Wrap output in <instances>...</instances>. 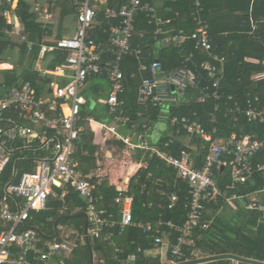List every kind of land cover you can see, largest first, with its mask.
Segmentation results:
<instances>
[{
  "label": "built area",
  "instance_id": "1",
  "mask_svg": "<svg viewBox=\"0 0 264 264\" xmlns=\"http://www.w3.org/2000/svg\"><path fill=\"white\" fill-rule=\"evenodd\" d=\"M109 1L70 0L76 18L74 36L50 45L40 44L38 61L31 71H36L42 80L36 82L37 87L30 81L23 82L19 78L13 81L0 73V264H67L87 242H111L132 227L151 241L152 250L147 256L160 262L184 264L204 258L196 250L195 238L210 228L212 221L206 217L210 207L222 202L235 208L234 202L244 199L236 188L254 171L252 158L264 151V136L259 139L253 135L237 137L233 134L214 138L216 129L211 128L214 119L206 128L193 117L172 114L173 109L191 102V96H185L189 90L199 95L200 104L210 99L219 102L223 96L219 87L227 59L215 52L217 47L211 41L209 27L201 18L200 0H194L189 15L195 30L190 35L179 30L173 36H168L172 30L160 28L172 20L163 19L155 6L143 0H115L121 5L114 9ZM15 3L16 0H0V35L9 37L11 42L14 39L17 45L24 43L30 52L33 44L28 42L21 24L11 12L16 8ZM34 11L40 15L39 22L43 25L53 22L54 15L48 9L42 11L36 4ZM101 13L103 18H100ZM141 14L149 26L156 28L154 41L166 47L192 40L195 50L205 53L211 62L201 63L202 73L197 74L189 66L191 55L182 58L181 65L171 72L164 70L157 59L150 60V53L144 61L141 46H132L137 17ZM94 31L98 36L93 35ZM139 34L143 39V33ZM101 35L106 38L100 40ZM56 51L67 53L64 62L51 70L41 69L40 59ZM106 53L111 54L109 60L105 59ZM129 55L136 60L140 78L135 123L125 115L121 99L127 89L121 64ZM205 77L207 83L203 84ZM94 78H104L109 83L106 96L98 98L95 105L105 108L111 121L97 122L84 112L87 100L83 91ZM263 78L256 76L255 80ZM227 100L233 104L226 107V115L243 114L249 122L264 124V108L260 107L257 95H247L244 110L232 97ZM214 110H218V106ZM157 114L168 118L171 131L165 140L152 142L148 139L149 122ZM84 123L89 125L96 147L94 166L88 171L82 167V153H78ZM122 127L131 135L120 133ZM176 140H179L177 154L173 147ZM136 153L141 154L140 157L137 158ZM154 160L176 172L173 183L179 181L187 187L183 225L164 217L165 212L174 210L180 202L179 189L174 190V185L170 191L157 189L156 197L151 198L148 186L141 184V194L144 191L149 198L142 208L156 209L158 214L155 220L136 222L134 219L135 198L130 185L137 181L141 170L147 169L148 162ZM16 164L22 165L20 175ZM9 166L10 173L3 179ZM224 167L229 168L230 183L222 191L215 171ZM258 170L264 168L258 166ZM148 178L154 184L158 182L152 173ZM104 181L117 192L111 210L99 208L105 197L96 195V191ZM55 190L73 191L84 198L86 217L82 230L59 227L53 236H46L31 226L34 215L48 209ZM261 202L257 197H250L246 209L264 216ZM66 211L68 208L63 207L59 215ZM170 233L176 235L175 244L170 243ZM112 248L116 264H135L144 254L140 247L132 244L125 252L126 258L121 260L124 251L114 244ZM98 262L107 263L103 258Z\"/></svg>",
  "mask_w": 264,
  "mask_h": 264
},
{
  "label": "trees",
  "instance_id": "2",
  "mask_svg": "<svg viewBox=\"0 0 264 264\" xmlns=\"http://www.w3.org/2000/svg\"><path fill=\"white\" fill-rule=\"evenodd\" d=\"M143 1L153 5H156L157 2L165 1V4L162 7L163 10H160V8H158L160 16H162L163 19H171L172 22H175L174 26L176 28V31L183 30L186 35H190L194 31L195 27L189 17L194 0H175L174 2H172V0ZM257 1L258 0H254V4L251 7L252 9L254 8V5ZM205 14L206 13H204V15ZM23 21L26 24V30L31 33V40H34L37 37H41L42 32L39 29V25L35 24L34 19L30 18L29 15L25 14L23 16ZM136 27L137 31L135 34L136 38L134 40V44H139L141 46L143 54L146 55L148 51L152 52L151 49L154 48L155 43L153 39V33L155 31V28L147 24L146 17L142 14L138 15L137 17ZM214 28L215 27L211 25L210 22V37H212L214 42H219L221 44L220 38L218 37L220 31H217L219 29ZM140 32L143 33V39H140ZM173 35H175V33ZM251 37L247 35V32L243 35H239V37L236 38L244 39L245 41H239L238 47H236L235 44V46L227 52H225V50L222 48L223 46L219 45L221 52L225 53L226 57H229L227 58V64L229 65L226 70L225 78L221 81L219 87V93L223 95L222 100L217 102L213 99H210L205 102L204 105L193 104L190 106L187 103L176 110H172L173 115L181 116L196 113L197 119L206 128L210 127L209 121L211 119H214V122L211 127L216 129V133L213 136L214 138L230 137L233 134L237 137L253 135L259 139L263 138L264 124H261L259 122H249L243 114L238 115L235 113H231L226 115L225 108V104H228L230 107H232L233 101L230 102L227 100L228 97H232V99L237 102L239 108L241 110H244L246 107L247 95H257L260 99V107L264 108V80L257 81L253 80L251 77L254 71L259 70L260 68L255 65L245 63L243 61L245 56L254 57L260 60V62H263L264 60V41L260 38H258L257 40L254 39V37ZM13 49V45L8 42H3L0 39V62H10L11 57H8L7 53L12 52ZM34 52L35 53L33 55L36 56L37 48ZM18 53L20 55L19 65H22L26 56L25 48L20 47ZM154 55L155 54L152 55V59H157L161 63L163 69L168 72L177 69L181 65L182 58H184L185 56H192L191 64L189 65L190 67L195 65L197 68H199L200 64L206 61L205 55L199 50H195L194 41L192 40H187L182 45H176L175 43H171L169 46L162 49L158 55ZM57 57H59V59L56 62L59 63L62 60V57L60 55ZM33 59V56L30 57L31 61H33ZM127 61L135 62L132 57H128ZM136 67V64L130 63V67L128 68L129 70L126 71V80L128 82V85L127 91L123 97L124 109L126 113L125 115L129 117L132 121L137 120V107L135 105L137 82L135 80H130L128 76L130 75L131 71H135ZM13 71L15 72V70ZM13 71H8L6 72L7 74H5L8 78L12 79L13 81H16L18 77ZM20 79H22L23 82L30 81L33 86L37 87V84L35 82V75H31V73L27 71H24L21 74ZM206 80L207 79L205 77V80L202 83H207ZM188 94L192 95L193 92L189 90L185 93V96ZM215 106H218V110L216 111L214 110ZM82 138L83 142L85 143L86 149L88 150L90 155V157H88L86 161L91 164V156L94 153L95 148L91 146V143L89 144V142L91 141L90 135L89 133H87V131H85ZM251 164L254 171L245 180L244 183L238 185L236 188L237 193L240 195H249L254 192L264 191V170H258V166L264 168V151L256 154L252 158ZM21 167V164H16V170L18 172V175L22 173ZM153 167H155V165H150L145 171L139 172V174L136 176L137 181H133L130 185L131 193H134L136 195V200L134 204V219L136 221H138L139 218L147 217V215H149V213L145 209L141 210V204L147 200V197L145 196V193L141 196L138 195V192L142 183L154 185V183H152V180L148 178L149 173H153ZM10 170L11 167L9 166L3 178L9 175ZM153 175L156 178L164 177L165 181L168 184V188L164 190H172L173 181L168 182L167 179H169V181L173 179V173L169 174V172L163 170V172H157L156 175ZM219 176L220 172H217L215 179L218 182L220 189L224 191L226 184L230 183L229 177L221 178ZM174 184L176 185V188L173 189H179L180 196V202L177 207L176 216L177 220L179 219L178 221H180V223H183V221H185L183 201L187 192V188L181 183L176 182ZM96 194H102L105 197V202H102L101 204L103 208H108V206H110L111 204L113 206L112 201L117 195V192L115 188L109 187L104 182L101 186H99ZM71 195L72 194L69 193L65 197V202H67L70 197H73L77 200L76 197ZM262 200V202L264 203V193L262 196ZM49 202L50 207H52L54 210L50 212L41 213L36 217L37 221L42 223L46 221L48 228H52V225L56 220H60L59 223L62 224L75 223L74 225H78V223L76 222L77 220L75 219L61 220V217H57L56 210L61 207V202L63 201L50 197ZM261 215L262 214L258 212L251 210L248 211L242 208L240 209V211L235 212L231 208L226 207L221 212V214L214 219V222L211 224L210 228L204 232H201L200 234H198L199 237L195 238L196 250L199 251V254L201 256L205 257L216 256L221 254H233L243 258L264 262V218L261 219ZM166 216V219L168 220L173 219L171 217V214H168V212ZM50 218L53 219V222L48 223L47 221ZM143 238L145 237L139 231L135 229H129L124 239L123 246L124 248H127L128 243H130L131 241H135L136 245L139 244L143 248H148V243L145 240L143 242ZM90 246L93 250L97 252L104 250L102 252L103 256L107 260L106 264H115L112 263L110 259L112 256L109 255V253H107L104 249L106 245L103 244L100 240L92 241L90 243ZM128 249L129 247L126 250L128 251ZM88 262V249L83 248L75 252L71 262H68V264H88ZM136 264L157 263L151 260H143L142 258H139V261H137ZM209 264H231V261H215Z\"/></svg>",
  "mask_w": 264,
  "mask_h": 264
},
{
  "label": "crops",
  "instance_id": "3",
  "mask_svg": "<svg viewBox=\"0 0 264 264\" xmlns=\"http://www.w3.org/2000/svg\"><path fill=\"white\" fill-rule=\"evenodd\" d=\"M79 1L81 3L84 2V0H79ZM172 2H174V1L172 0ZM200 2H201V6H202L201 18L207 24V26L209 27V32H210V22H211V25H213L216 29H219L217 31H220L219 34H218V37L220 38L221 44L219 42H217L218 43L217 44L216 42L213 41L212 37H210L212 43L217 47V49L215 50V52L217 54L224 55L226 57L225 53L221 52L219 45L223 46L222 48L225 50V52H227L232 47H234L235 44H236V47H238L239 46L238 45L239 41H243L244 42L245 40L244 39H239V38H236V37H239V35H243L246 32H247L248 36H250V37L252 36V37H254V39H257V40H258V38H260V39H262L264 41V0H258L255 3L253 9L251 7L254 4V0H200ZM36 4H39L40 9L42 11L48 9L50 12H52V14L54 15L53 22L47 23V25H43L42 23L39 22L40 15L34 11V8H35ZM164 4H165V1L157 2L156 5H153V4H151V5L155 6L156 10L158 12V8H160V10H163L162 7H163ZM120 5H121L120 1H115V0H110L109 1V6L114 8V9L119 8ZM15 6H16V8L11 10V12H12V14H14L16 16L18 22L21 24L22 29H23L24 33L26 34V36H27L28 42L33 44V49H32V51L29 52L27 47H26V45L24 43L17 45V41H15L14 39H13V42H11L8 39L9 37L4 36V35H0V39L3 42H8V43H10L11 45L14 46V49H13L12 52H16L17 53V55H16V53L12 55V52H10V54L7 53L8 57H11L12 59H14V58L17 59V64H13L12 60L10 62H1V63H11L13 66H15V69L12 67V70L9 69V70H5V71H0V73L1 74H5L6 72L13 71V69H14L15 70V75L20 79V76H21V74L24 71H27V72L31 73L32 69L34 68L35 62L38 61L40 44H48V45H50V44H53V42L56 41V40H60L62 38H71V37L74 36L75 30H76V18H75V15H74L70 0H16ZM204 13H206L205 15L207 17L204 15ZM25 14L29 15L30 18L34 19L35 20V24L39 25V29L42 32L41 37H37L34 40H31V33L26 30V24L23 21V16ZM158 14H159V12H158ZM100 18H103V14L102 13L100 14ZM174 24H175V22H171L170 24L162 25L160 28L163 29V30H172V31L169 32L170 34L168 35V36H172L174 33L177 34V32H178V30L176 31V28H175ZM4 25H5V22H4ZM1 26H3V22L1 24ZM151 27H153V26H151ZM103 29H105V27ZM155 30H156V28H155ZM96 32H98V30H96ZM96 32L94 31V33H93L94 36H98ZM101 32H102V30H100V34H101ZM105 38H106L105 35H101V39L100 40H104ZM135 38H136V35H135ZM135 38H134V40H135ZM98 40H99V37H98ZM154 43H155L154 44V48L151 49L152 52L148 51V53H150V60L153 58V56H152L153 54L158 55L160 53V51L165 48L161 44L157 43L156 41H154ZM136 45L137 44H134V41H133L132 46L134 47ZM20 47L21 48L24 47L25 50H26V56L24 58V61H23L22 65H19L20 55H19L18 52L20 50ZM36 48H37V54H36V56H34L33 54L35 53L34 51H35ZM200 52L203 53L202 51H200ZM147 54L146 55L144 54V61H145V58L147 57ZM203 54L206 57V61L211 62L210 59L207 57V55L205 53H203ZM59 55L62 57V60L59 63H63L65 58H66V56H67V53L56 51V52H52L50 54H46L42 59H40V65H41L40 68L41 69H45V70H51V69L55 68V66L57 64H59V63L56 62L59 59V57H57ZM32 56L34 58L33 61L30 60V57H32ZM128 57H132L133 60H135L133 55H129V56H127L124 59V61L122 62L121 66H122L123 72L125 74V77L127 78L126 71L129 70L128 68L130 67V63L136 64L137 67H136L135 71H131L130 75L128 76V78L130 80H135L137 82V90H138V86H139V83H140V78L138 76V65H137V63H135L136 60H135V62L134 61L133 62L127 61ZM110 58H111V54L106 53L105 59L109 60ZM227 58H229V57H226V59ZM243 61L245 63L251 64V65H255V66L260 68L259 70L254 71L253 75L251 76L253 80H255L256 76H263L264 77V60H263V62H260V60L254 58V57L245 56ZM227 62H228V59H227ZM227 62L222 68L223 69V72H222L223 75H222L221 81L225 78L226 70H227V67L229 65V64H227ZM192 70H194L197 74L202 73L201 70L199 68H197L195 65L192 66ZM31 75H33V76L35 75V82H38V81L41 82L42 81L40 76L38 75V73L36 71L32 72ZM132 75H133V78H131ZM20 80H22V79H20ZM262 80H264V78ZM259 81H261V80H259ZM127 85H128V82L126 80V87H127ZM108 88H109V83L104 78H94V79H92L91 81L88 82V84L86 85V87H85V89L83 91V95H84V97L86 96L85 99L87 100V103L84 106L85 114H86V111H87L86 107L88 105L89 106L92 105L90 107L91 109H93L92 107L99 106L98 104L95 105V101L98 98L105 97L107 92H108ZM137 90H136V99H137ZM126 91H127V89H126ZM124 95L121 97L122 100H123ZM188 95L191 96L190 98H192L191 102L188 105L191 106L193 104H196V105L197 104H199V105H204L205 104V103L204 104H200V103L197 102V100L199 98V95L197 93L193 92L192 95H190V94H188ZM135 103H136V101H135ZM183 105H181L180 107H182ZM227 106H229V105L225 104V108ZM136 107H137V105H136ZM180 107H178V108H180ZM178 108H175L173 110H176ZM103 109H105V108H103ZM137 112H138V108H137ZM100 114L103 115L105 118H107V116H108V118L112 119L108 115L106 109H105V112L103 110V112L100 113ZM106 114H107V116H106ZM87 116L95 120L94 116H89V115H87ZM165 116H168V115L165 114ZM181 116L193 117L194 119H196L200 123V121L197 119L196 113H193L191 115H181ZM137 120H138V118H137ZM136 121H132L131 120V122H134V123ZM159 122H165L166 125L163 126V127H158ZM149 124H150V131L148 132V139L150 141H152V142H155V141H157L159 139L161 141L165 140L167 138L168 133L171 131V127L169 126V123H168V118H165L164 116H160L159 114L154 115L153 118L151 119V123L149 122ZM201 125H203V124H201ZM85 131H87V133H89L90 141H91V144L93 146V133L90 131V127H89V125L87 123L83 124V134L85 133ZM119 131H120V133H122L124 135H131L130 131H128L127 128H123L122 127V128L119 129ZM83 134H82V136H83ZM93 147L96 150V147L95 146H93ZM173 147H174L175 153L177 154L178 150H179V140L175 141V144H174ZM78 153L79 154L82 153V155H80V157H81V161H82V167L84 168V170L85 171L90 170L94 166V159H93V154L94 153L91 156L92 163L89 164V162H87L86 160H87L88 157H90V155H89L88 150L86 149L85 143L83 142V138H81V141L79 143ZM140 155L141 154L136 153V157L137 158L140 157ZM150 165H155V167H153V169H152L153 173L152 172H150V173L156 175L157 172L160 173V172H163V170H164V171L169 172V174L173 173V179H171L170 181H169V179H167L168 182H171L172 180L175 179L176 172L174 170H170V169L164 168L163 165L160 164L157 160L148 162L147 168ZM145 170L146 169H143L140 172L145 171ZM217 172H220V176L219 177H221V178L222 177L223 178H225V177L228 178L229 177V182H230L229 168L224 167V168H220L219 170H216L215 171V178H216V173ZM154 178L158 179V182L156 184H154V185L153 184H148V183L147 184L146 183H142V184H146L148 186L147 191L151 193V198H155L156 197L155 196V192H156L157 189L164 190V189L168 188V184L165 181L164 177H157V178L154 177ZM104 182L108 185L107 181H104ZM176 182L180 183L179 181H176ZM161 183H164L165 185L162 186ZM228 184H226V186ZM172 185L176 186L174 183ZM141 191L142 190H141V187H140L139 188V192H138V195H140V196L144 195V191H143V194H141ZM54 193H55V197L52 196L53 198H56V199H59V200L63 201V202H61L62 203L61 207L56 210L57 217H61L60 218L61 220H74L75 219V220H77L76 222L78 223V225H74L75 223L74 224H71V223L62 224V223H59L60 220H56L53 223V225H52L53 233L48 235V236H53L57 232L59 227H70V228H75V229H78V230H82L84 228V226H85V218L83 216H81L82 214H84V211H85V206H86L85 200L82 201L80 199V197L73 191H68L67 192V191H64V190H58V191L55 190ZM69 193H71L74 197H76L77 200L75 198H73V197H70V199L67 202H65V197ZM131 194L134 196V198L136 200V195L134 193H131ZM230 194H231V192H230ZM230 194H226V195H230ZM96 195H102V194H96ZM145 196L147 197L146 193H145ZM243 196H244V199L236 200L234 202V205L236 206L235 208H233L231 206H228V205H225V204H222V202H219L218 205L211 206L209 211H208V213H207V215H206L207 219L212 221V223H213L214 219L217 216H219L221 214V212L226 207L231 208L235 212L240 211L241 208L245 209V210H248V209H246V206H247V203H248V200L250 199V197H257V198H259V200L263 201L262 200L263 193L261 191L254 192V193L249 194V195H243ZM148 199L149 198L147 197V200ZM261 203H263V202H261ZM49 204H50V202H48V209L46 211H44V212H50V211L54 210L52 207H50ZM134 204H135V202H134ZM142 204H141V207H142ZM63 207H67L68 211H66L64 215H59V210L62 209ZM177 207L174 210H172V211H167L168 214H171V217L173 218L172 220L166 219L167 212H165L164 217H165V220L171 221V222H173V223H175V224L180 226V225H183L185 221H183V223H180V221H178L179 219L177 220V216H176ZM99 208L100 209H104L102 204L99 205ZM112 208H113V206L111 204L110 206H108V208H105V209H108V210L110 209L111 210ZM141 210H144V209L141 208ZM146 211L149 213V215H147V217L139 218L138 221H150V220H155L156 219V216L158 214L156 209H154L152 211H148V210H146ZM248 211H250V210H248ZM44 212H41V213H44ZM255 212H257V211H255ZM41 213H38V214L34 215L33 223H31V226L32 227H36L39 232H41L39 226H41L43 223L37 221L36 217L38 215H40ZM258 213H260V212H258ZM134 214H135V210H134ZM260 214H262V213H260ZM261 216H262L261 219H263L264 216L263 215H261ZM185 219H186V214H185ZM261 219H260V221H261ZM47 222L51 223V222H53V219L50 218V219H48ZM129 229H135V230L140 232V230H138L136 228H133V227L129 228ZM127 231L121 237H117L116 238V236H115V238L111 242H103V241L100 240L103 244L106 245V247H104L106 252L109 253V255L112 256L110 258V259H112L111 260L112 263L114 262L113 261L114 251H113V248H112V244L117 245L121 250L124 251V254L120 256L121 260H124L126 258V253H125L127 251L126 249L132 244L136 245L135 241H131L130 243L127 244V248H124L123 244H124V239L126 237ZM41 233H43V232H41ZM43 235H45V234L43 233ZM175 238H176L175 234H173V233L169 234V239H170V243L171 244H175ZM144 240L147 241L148 248H143L139 244L136 245L137 247H140L144 251V254H141L138 257L137 261H139V258H142L143 260H151V261L156 262L157 264H162L163 262H160L159 260H156V259L152 258L151 256H147V255L150 254V252L152 250L151 241L146 239V237L143 238V242H144ZM83 248H87L88 249L87 243L82 248H80L79 250H81ZM90 248H91V246H90ZM91 251H92L91 252V254H92V264H99L98 260L102 259V258L106 260V258L103 256V252H102L104 250L97 252V251H95V250H93L91 248ZM88 252H89V249H88ZM206 257H208V256H206ZM72 258H73V256H72ZM72 258H71V260H72ZM89 259H90V252H89ZM71 260L69 262H71ZM228 261H231V260H228ZM106 262H107V260H106ZM114 263L116 264V262H114ZM67 264H68V262H67ZM88 264H89V262H88ZM163 264H165V263H163ZM207 264H209V263H207ZM231 264H233L232 261H231Z\"/></svg>",
  "mask_w": 264,
  "mask_h": 264
},
{
  "label": "rangeland",
  "instance_id": "4",
  "mask_svg": "<svg viewBox=\"0 0 264 264\" xmlns=\"http://www.w3.org/2000/svg\"><path fill=\"white\" fill-rule=\"evenodd\" d=\"M16 52H12V55L13 54H15ZM8 54H10V53H8ZM11 55V56H12ZM16 55H17V53H16ZM11 60L13 61V64H17V59L16 58H14V59H12L11 58ZM12 67H13V65L11 64V63H1L0 62V70H9V69H12ZM14 69H15V66L13 67ZM171 91H173V89L171 88ZM86 97V96H85ZM92 105H88L87 107H86V109H87V111H86V114L87 115H89V116H94V118H95V120L96 121H98V122H107V121H111V119L110 118H108V116H107V114H106V116H107V118H105L103 115H101L100 113H102L103 112V110H104V112H105V109H103L101 106H95V107H92L93 109H91L90 107H91ZM166 124H165V122H159V124H158V127H163V126H165ZM160 131V130H159ZM91 142H89V144H90ZM91 146H92V144H91ZM44 222V221H43ZM46 224V225H45ZM39 228H40V231L41 232H43L46 236H48V235H50V234H52L53 233V228L51 229V228H48L47 227V223H46V221L41 225V226H39ZM163 264V263H162Z\"/></svg>",
  "mask_w": 264,
  "mask_h": 264
},
{
  "label": "water",
  "instance_id": "5",
  "mask_svg": "<svg viewBox=\"0 0 264 264\" xmlns=\"http://www.w3.org/2000/svg\"><path fill=\"white\" fill-rule=\"evenodd\" d=\"M161 185L164 186L165 184L161 183ZM80 199L84 201V198L80 197ZM81 216H83L84 218L86 217L85 214H82ZM87 247L90 252L89 264H92V254H91L92 251L90 248V244L88 242H87ZM224 260L237 261L241 264H264V262H259V261L243 258V257L233 255V254H221V255H216V256H208V257L193 260L191 262L184 263V264H207V263H211L215 261H224Z\"/></svg>",
  "mask_w": 264,
  "mask_h": 264
}]
</instances>
